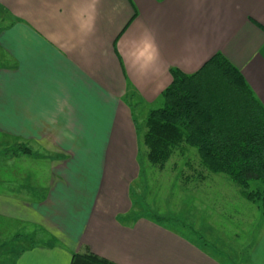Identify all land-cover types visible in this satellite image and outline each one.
Returning a JSON list of instances; mask_svg holds the SVG:
<instances>
[{"label": "crops", "instance_id": "obj_1", "mask_svg": "<svg viewBox=\"0 0 264 264\" xmlns=\"http://www.w3.org/2000/svg\"><path fill=\"white\" fill-rule=\"evenodd\" d=\"M0 9V245L23 236L10 264H71L86 250L115 264H223L134 213L131 101L156 104L171 69L191 75L220 53L264 106V0H0ZM259 235L251 264H264V225Z\"/></svg>", "mask_w": 264, "mask_h": 264}, {"label": "trees", "instance_id": "obj_2", "mask_svg": "<svg viewBox=\"0 0 264 264\" xmlns=\"http://www.w3.org/2000/svg\"><path fill=\"white\" fill-rule=\"evenodd\" d=\"M170 74L172 82L161 94L163 107L146 118L148 160L162 169L177 150L195 149L204 170L228 177L264 215V106L220 53L194 74L179 69ZM71 264L115 263L86 250Z\"/></svg>", "mask_w": 264, "mask_h": 264}, {"label": "rangeland", "instance_id": "obj_3", "mask_svg": "<svg viewBox=\"0 0 264 264\" xmlns=\"http://www.w3.org/2000/svg\"><path fill=\"white\" fill-rule=\"evenodd\" d=\"M2 17L0 9V28L4 24ZM131 104L139 132L141 167L139 178L133 185L134 213L150 217L200 243L223 264H251L249 254L264 225L261 211L258 213L256 205L242 197L241 190L228 177L204 170L195 149L185 153L177 150L162 169L151 164L144 144L145 122L149 112L163 107V102L160 100L146 106L132 99ZM3 143L5 139L0 136V151ZM11 146L9 153L15 149ZM18 146L17 150L25 147ZM17 237L20 239L13 238L12 243L0 245V249H9L6 251L8 256L0 250V264L13 261L17 250L14 246L23 239L22 235ZM41 238L37 243L48 241L45 236Z\"/></svg>", "mask_w": 264, "mask_h": 264}]
</instances>
